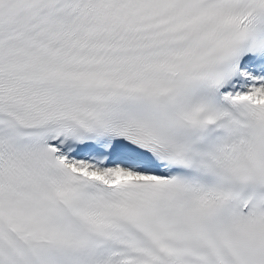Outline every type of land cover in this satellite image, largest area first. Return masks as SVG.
Segmentation results:
<instances>
[{"label":"snow or ice","instance_id":"snow-or-ice-1","mask_svg":"<svg viewBox=\"0 0 264 264\" xmlns=\"http://www.w3.org/2000/svg\"><path fill=\"white\" fill-rule=\"evenodd\" d=\"M0 264H264V0H0Z\"/></svg>","mask_w":264,"mask_h":264}]
</instances>
